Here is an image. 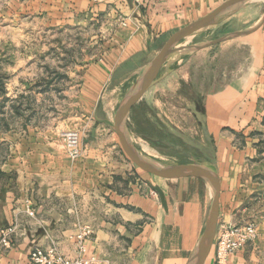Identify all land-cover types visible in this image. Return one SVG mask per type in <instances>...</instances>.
Masks as SVG:
<instances>
[{
    "label": "crops",
    "instance_id": "0c3cea01",
    "mask_svg": "<svg viewBox=\"0 0 264 264\" xmlns=\"http://www.w3.org/2000/svg\"><path fill=\"white\" fill-rule=\"evenodd\" d=\"M228 1L144 0L140 6L132 0H71L73 12L92 8L124 15L114 19L104 57L93 64L104 94L93 112L85 108L83 120L114 118L116 106L169 38ZM59 7L60 0L49 6L57 14ZM202 76L206 83L199 82ZM193 85L201 88L186 99ZM162 87H179L180 94L164 93L162 99L157 95ZM143 104L149 121L170 119L163 140L185 152L188 160L182 163L216 173L217 225L256 218V238L230 254L228 264H264V0H249L184 36L169 52L127 122L129 132L158 148L159 132L148 141L131 128L133 108ZM19 118L17 129L5 118L0 127V229L17 224L11 246L0 245V264H35L28 258L31 247L51 244L62 254L105 264L188 263L212 202L207 181L139 171L114 143L89 141L81 157L69 159L57 128L32 127ZM89 130L109 131L94 125ZM29 207L33 215L27 214ZM82 226L91 234L80 251L76 234ZM214 253L212 244L204 264H215Z\"/></svg>",
    "mask_w": 264,
    "mask_h": 264
},
{
    "label": "rangeland",
    "instance_id": "374dc122",
    "mask_svg": "<svg viewBox=\"0 0 264 264\" xmlns=\"http://www.w3.org/2000/svg\"><path fill=\"white\" fill-rule=\"evenodd\" d=\"M52 3H58V0H0V127L5 118L11 128L17 129L19 116H24L32 127L57 128L64 150L62 132L74 129L79 132L82 145L89 141L104 146L114 143L118 154L143 171V167L122 149L118 135L110 125L93 120L91 115L86 120L82 116L85 108L93 112L99 96L104 94L97 85L101 81L100 72L93 64L104 57L103 52L109 43L107 38L116 28L114 19H123L124 15L115 16V11L100 13L92 8L73 12L71 0H60L57 14L49 8ZM206 81L205 76L199 78L200 83ZM200 88L188 87L186 99ZM174 91L162 87L157 95L165 99L164 93L167 97L180 94L179 87ZM182 104H185L184 100ZM117 108L118 105L115 111ZM179 112L176 111V117H180ZM109 120H114L112 115ZM159 121L154 122L162 130L171 123L166 117ZM191 122L193 120L188 119L185 124L189 126ZM175 123L180 124V118ZM93 125L109 131L89 134ZM136 141L138 143L131 140L138 148L139 140ZM167 145L169 147L154 148L147 143L151 152L164 156L170 164L188 160L185 152H175L170 142ZM262 145L264 147V143ZM262 151L264 157V148ZM139 153L147 159L164 163L149 153ZM255 220V217L249 219L256 223ZM191 264H195V259Z\"/></svg>",
    "mask_w": 264,
    "mask_h": 264
},
{
    "label": "water",
    "instance_id": "95a60500",
    "mask_svg": "<svg viewBox=\"0 0 264 264\" xmlns=\"http://www.w3.org/2000/svg\"><path fill=\"white\" fill-rule=\"evenodd\" d=\"M249 0H229L222 6L198 18L176 31L166 42L160 52L144 68L141 76L133 87L121 100L116 109L114 120L107 118L101 121L110 125L117 133L122 149L144 170L164 176H195L207 181L213 191L212 202L201 238L192 252L187 264L195 259V264H204L207 259L215 237L217 218L219 213V182L216 173L204 166L193 163H160L142 156L132 144L129 136L128 118L131 107L141 97L145 89L157 76L165 58L177 42L195 30L223 19L246 4ZM232 4L231 6H228Z\"/></svg>",
    "mask_w": 264,
    "mask_h": 264
},
{
    "label": "built area",
    "instance_id": "2783aa9c",
    "mask_svg": "<svg viewBox=\"0 0 264 264\" xmlns=\"http://www.w3.org/2000/svg\"><path fill=\"white\" fill-rule=\"evenodd\" d=\"M144 0H134L136 5H141ZM67 155L73 160L83 154L81 136L77 130H66L62 132ZM28 215H33L32 208H27ZM17 224L14 222L0 229V245L9 247L13 243L16 234ZM91 234L90 228L82 226L76 234L78 248L84 250L83 242ZM257 236V226L254 221H247L243 224H227L221 222L216 227L214 238L215 264H228L230 254L238 251L246 243L253 241ZM28 258L35 264H105L100 259L90 258L84 255L69 256L62 254L56 245L42 247L35 245L28 252Z\"/></svg>",
    "mask_w": 264,
    "mask_h": 264
},
{
    "label": "trees",
    "instance_id": "16d2710c",
    "mask_svg": "<svg viewBox=\"0 0 264 264\" xmlns=\"http://www.w3.org/2000/svg\"><path fill=\"white\" fill-rule=\"evenodd\" d=\"M146 110L147 107L144 104L139 108L134 106L131 118L135 126L133 127V125L131 124L132 130L141 133L142 137L148 141H150L152 137L154 135L156 136L159 132V135H157V137L159 138L156 140V142H154L155 146L160 148L169 147L167 145V142L166 141L164 142L163 140L165 138L163 135L164 129L162 130L158 128L157 122H151L149 121V119L145 118L144 115ZM157 121L161 122L159 120ZM163 142L165 144H163Z\"/></svg>",
    "mask_w": 264,
    "mask_h": 264
},
{
    "label": "bare ground",
    "instance_id": "6f19581e",
    "mask_svg": "<svg viewBox=\"0 0 264 264\" xmlns=\"http://www.w3.org/2000/svg\"><path fill=\"white\" fill-rule=\"evenodd\" d=\"M192 37V36H191ZM188 42V41H187ZM110 99V98H109ZM130 136H131V140L133 141V143H138L136 140H139V146H138V148H137V146L135 145V148H136V150L138 151V152H146V153H149V154H151V155H153V156H155V158H159L160 159V161L161 160H164V161H166V162H164V161H162V162H164V163H170V161L168 160V159H166L164 156H159V155H156V154H154L153 152H151L150 151V148L147 146V143L146 142H144L143 140H141V139H139L137 136H135L134 134H132L131 132H130ZM135 141V142H134ZM156 152V151H155Z\"/></svg>",
    "mask_w": 264,
    "mask_h": 264
}]
</instances>
